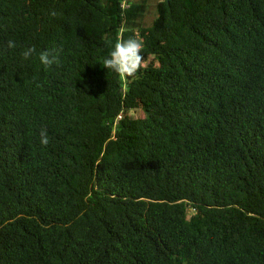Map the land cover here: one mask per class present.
Wrapping results in <instances>:
<instances>
[{
  "label": "trees",
  "instance_id": "obj_1",
  "mask_svg": "<svg viewBox=\"0 0 264 264\" xmlns=\"http://www.w3.org/2000/svg\"><path fill=\"white\" fill-rule=\"evenodd\" d=\"M121 1L0 0V264H264V0Z\"/></svg>",
  "mask_w": 264,
  "mask_h": 264
},
{
  "label": "clouds",
  "instance_id": "obj_2",
  "mask_svg": "<svg viewBox=\"0 0 264 264\" xmlns=\"http://www.w3.org/2000/svg\"><path fill=\"white\" fill-rule=\"evenodd\" d=\"M51 15L55 16L56 13L52 12ZM15 42L8 41L7 47L14 48ZM143 43L141 40L135 37H129L128 39H118L112 46L108 56L102 61V66L107 70H111L118 74L122 78L134 77L141 69L144 63V57L142 55ZM63 52L62 47L54 48L51 50L41 51L39 53V61L44 68L51 69L53 66H59L61 63V54ZM36 53V48L28 47L23 51L22 56L24 59L31 58ZM38 87L40 85H37ZM40 143L43 146H47L49 138L46 129H42L40 133Z\"/></svg>",
  "mask_w": 264,
  "mask_h": 264
},
{
  "label": "rangeland",
  "instance_id": "obj_3",
  "mask_svg": "<svg viewBox=\"0 0 264 264\" xmlns=\"http://www.w3.org/2000/svg\"><path fill=\"white\" fill-rule=\"evenodd\" d=\"M136 3H141V2H145L146 4V12L144 14V16L141 18V23L144 26H149L152 24V21L154 20V18L157 15L156 12V5L160 0H133ZM131 115L133 117H141L142 113L139 111L136 112H132Z\"/></svg>",
  "mask_w": 264,
  "mask_h": 264
},
{
  "label": "built area",
  "instance_id": "obj_4",
  "mask_svg": "<svg viewBox=\"0 0 264 264\" xmlns=\"http://www.w3.org/2000/svg\"><path fill=\"white\" fill-rule=\"evenodd\" d=\"M131 1L132 0H122L121 3H120V8L122 10L128 9L130 7V2ZM120 118H121V116L119 115L118 116V119H120Z\"/></svg>",
  "mask_w": 264,
  "mask_h": 264
}]
</instances>
